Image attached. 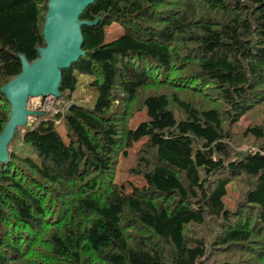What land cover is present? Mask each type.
<instances>
[{
    "label": "trees",
    "instance_id": "trees-1",
    "mask_svg": "<svg viewBox=\"0 0 264 264\" xmlns=\"http://www.w3.org/2000/svg\"><path fill=\"white\" fill-rule=\"evenodd\" d=\"M49 1L0 0V135L2 88L46 46ZM79 21L54 104L26 99L44 112L0 161V264H264V0H93ZM79 73L92 106L69 100ZM135 142L128 171L147 186L126 192L116 167Z\"/></svg>",
    "mask_w": 264,
    "mask_h": 264
},
{
    "label": "water",
    "instance_id": "water-1",
    "mask_svg": "<svg viewBox=\"0 0 264 264\" xmlns=\"http://www.w3.org/2000/svg\"><path fill=\"white\" fill-rule=\"evenodd\" d=\"M54 1L56 3L54 4ZM93 0H50L43 26L46 46L31 64L22 57V70L2 88L11 103L10 120L0 135V161L7 159V144L16 127L26 123L33 111L28 97L58 96L60 70L82 54L79 16Z\"/></svg>",
    "mask_w": 264,
    "mask_h": 264
},
{
    "label": "rangeland",
    "instance_id": "rangeland-1",
    "mask_svg": "<svg viewBox=\"0 0 264 264\" xmlns=\"http://www.w3.org/2000/svg\"><path fill=\"white\" fill-rule=\"evenodd\" d=\"M105 41H110L118 36H120L123 32L122 27L117 23H112L110 26L106 28ZM78 81L76 86L69 98L70 101H76L79 104L92 106L96 101V91L90 87H88V82L91 80V76L86 74H77ZM41 103V97H31L29 107L32 109H36ZM54 104V103H53ZM52 104V105H53ZM60 104V103H59ZM50 106L48 107V109ZM38 113L44 112V108L40 107L37 110ZM147 118L146 111L139 112L133 116L129 125L131 127H136L140 124V122ZM241 123L243 121L241 120ZM57 129L60 132L62 138L65 141H68L66 132L61 125H57ZM138 147V142H135V146L133 148H129L127 155L121 154L117 167H116V182L121 186L123 191L129 192L133 189V187H141L147 186V179L144 176L135 175L128 171V168L134 164V154L136 148ZM238 197V190L235 189L234 185L231 184L229 187V192L227 196H225L224 201L228 207H231L235 200Z\"/></svg>",
    "mask_w": 264,
    "mask_h": 264
},
{
    "label": "built area",
    "instance_id": "built-area-1",
    "mask_svg": "<svg viewBox=\"0 0 264 264\" xmlns=\"http://www.w3.org/2000/svg\"><path fill=\"white\" fill-rule=\"evenodd\" d=\"M54 103V99L51 96H48L45 100V108H48Z\"/></svg>",
    "mask_w": 264,
    "mask_h": 264
},
{
    "label": "bare ground",
    "instance_id": "bare-ground-1",
    "mask_svg": "<svg viewBox=\"0 0 264 264\" xmlns=\"http://www.w3.org/2000/svg\"><path fill=\"white\" fill-rule=\"evenodd\" d=\"M56 3V1H54V4Z\"/></svg>",
    "mask_w": 264,
    "mask_h": 264
}]
</instances>
